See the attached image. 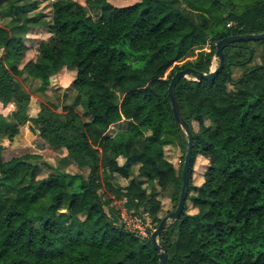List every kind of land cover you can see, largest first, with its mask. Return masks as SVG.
I'll return each instance as SVG.
<instances>
[{"label":"trees","instance_id":"1","mask_svg":"<svg viewBox=\"0 0 264 264\" xmlns=\"http://www.w3.org/2000/svg\"><path fill=\"white\" fill-rule=\"evenodd\" d=\"M23 1L0 0V15L10 10L13 17L0 25V103L16 105L8 118L0 117V134L15 145L20 128L31 123L49 148L64 149L66 159L89 173L65 172L40 155L5 161L0 145V264H159L151 237L127 228L113 201L128 214L148 215L157 229L161 202L143 181L129 179L139 165L147 182L173 187L178 204L183 166L178 172L166 159L165 138L179 146L185 161L188 135L174 119L170 82L188 67L209 73L220 40L264 33V0H142L126 7L97 0L96 20L74 1L56 0L51 22L19 23L20 11L30 6ZM43 27L50 37L25 62L27 36ZM252 44L261 48L254 65ZM206 46L210 51L195 63L174 67ZM224 54L225 67L213 82L183 79L176 88L194 138L187 201L199 213L188 214L186 203L181 219L162 233L167 264H264V40L229 45ZM234 68L243 69L237 80ZM66 71L74 73V106L79 101L84 114L42 103L31 117V94L17 78L26 73L45 91ZM122 121L128 129L109 137V128ZM200 156L209 167L195 187Z\"/></svg>","mask_w":264,"mask_h":264},{"label":"rangeland","instance_id":"2","mask_svg":"<svg viewBox=\"0 0 264 264\" xmlns=\"http://www.w3.org/2000/svg\"><path fill=\"white\" fill-rule=\"evenodd\" d=\"M56 0H25L20 3V5L29 4V9L27 12L20 11L22 13V17L19 20V23H23L26 18H35L38 23H46L51 22L52 20V5ZM80 7H83L86 11L88 17L92 20H96L100 16V9L97 4V0H72ZM142 0H110L111 3H113L117 7H126L133 5L135 3H138ZM76 6L75 10H80V7ZM1 11L3 9H0ZM12 12L10 10H4L3 13L0 15V25L5 26L9 23H11L13 17L11 16ZM19 18V17H17ZM16 35H23V30H16ZM50 37V35L47 33L46 28H39L38 30L31 31L30 34L27 36L26 44L31 47L25 62L35 59L36 54V48L42 41L47 40ZM252 47L256 50L257 56L253 63L258 64L260 63L259 56L261 55V48L257 45L252 44ZM211 49L210 46H206L201 49H196L191 55H189L187 58L183 59L181 62H178L175 64L174 67H182L185 64L195 63L200 56L201 52H209ZM129 61L133 63L136 67H142V62H134V59L132 56L129 57ZM219 64V60L214 57L212 67L210 70L215 69ZM251 65V66H253ZM171 71V70H170ZM170 71L167 73L166 77L169 76ZM241 71V70H240ZM234 73V69H233ZM193 77H189L188 80H193ZM17 80L22 85V88L27 89L28 92H30L32 95L40 92L41 84L38 81H35L32 78H24V76H19ZM74 80V73L71 71H66L60 75V79L57 78V82H55V79L52 80L50 88H48L49 93L45 95L46 101L41 102L40 100L38 102H34V107H36L39 111L41 109L42 103H54L58 107V111L62 112L64 107H71L75 111H77L80 114H84V109L81 103L77 101V107L74 106V103H76V93L72 90V83ZM56 85V86H53ZM54 101V102H53ZM32 106V109L30 108V115L31 111L34 108ZM206 124L210 126V122L207 121ZM129 126L128 122H125L123 126H121L119 129H127ZM195 130H198V125L194 124ZM112 130L109 135L113 136ZM148 133L147 135H149ZM37 136V135H36ZM169 145H167L164 148L166 159H170L173 163L177 171L179 172L181 170V165L183 166L184 160H183V153L179 146L173 141L170 136H166L165 138ZM24 140L27 141V146L30 148H36L39 150H45L42 147L38 146L39 143L44 144L45 142L41 140L38 136L37 137H31L27 136L26 139L20 135V140L17 144L14 145L13 152L11 153H5L4 160L9 161L14 157H19L26 154H31L30 150H23L24 147L23 142ZM171 143V144H170ZM54 158V156L50 155L47 159ZM167 159V160H168ZM58 168H62V166H56ZM209 167V162L205 160L203 157H198L197 161L195 163L194 167V173H193V185L195 187H200L204 183V174ZM139 165L135 166L133 169L132 174L130 175V180L135 179L139 182L143 181V188L146 190V192L155 197L157 200L161 202V211L159 213V217L161 219L165 218L170 213H173L177 207V203L172 201V194L174 192L173 187H167L165 189L159 187L157 183H151L147 182L145 178H141L138 173ZM50 170L43 167V174L47 175L49 174ZM70 173L76 174V171L72 168L69 169ZM129 179H125L123 176L119 175L116 178V181L121 186H127L129 183ZM195 191L191 192V195H194ZM110 195L109 193H105L106 198H108ZM113 206L118 210L121 217V222L125 224L127 228H129L132 231L137 232L139 235L143 237H151L152 233L155 231V225L152 223L151 219L146 214L142 215H132L128 214L126 210L123 207V203L117 202L116 200L113 201ZM187 213L190 215H194L199 213V210L197 208H194L191 201H187ZM171 222L170 224H172ZM160 242V239H159Z\"/></svg>","mask_w":264,"mask_h":264},{"label":"water","instance_id":"3","mask_svg":"<svg viewBox=\"0 0 264 264\" xmlns=\"http://www.w3.org/2000/svg\"><path fill=\"white\" fill-rule=\"evenodd\" d=\"M261 40H264V33L254 34V35L230 36L225 39H222L216 44L215 58L219 60V64L215 69L210 70L209 73H199L194 68L188 67L186 69L176 72L170 82L168 94L173 109V116L175 121L179 125H181L185 133L188 135V148L183 165V172H182L183 184H182L177 207L173 213H170L161 220V223L151 235V244L153 249L158 254L159 264H167V260H168L167 253L163 250L162 246L160 245L159 238L161 237L162 233L169 227V225H171L170 223L174 221H179L183 213L185 212V206L188 198V190L190 187V170L192 166V157L194 151L193 133L190 125L184 120L181 114L176 99V88L181 80L183 79L188 80L189 77H194L193 81L196 82H202V81L213 82L214 79L223 71L225 67L224 51L229 45H233L239 42H258Z\"/></svg>","mask_w":264,"mask_h":264},{"label":"crops","instance_id":"4","mask_svg":"<svg viewBox=\"0 0 264 264\" xmlns=\"http://www.w3.org/2000/svg\"><path fill=\"white\" fill-rule=\"evenodd\" d=\"M241 70V71H240ZM243 73V69L242 68H234V73H233V78L235 80L239 79L240 76L242 75ZM22 76H24V78L28 77V78H32L30 77L28 74L24 73ZM34 79V78H32ZM35 81H38L36 79H34ZM40 82V81H38ZM41 84V82H40ZM41 86V85H40ZM27 90V89H26ZM30 93V92H29ZM49 93L48 89L43 91L42 90V87L40 88V92L32 95L31 93V104H30V108L32 109V106L34 107V102H38L39 100L41 102H45L46 101V98H45V95H47ZM54 102V101H53ZM16 110V105L15 103H11L9 104L8 106H4L2 103H0V117H5V118H8L14 111ZM39 113V110L34 107L33 110L31 111V117H37ZM127 122V121H122L120 123H117V124H114L112 125L108 132H107V135L109 137H114L118 132L120 131H125L127 129H119L121 126L124 125V123ZM31 123H28L24 126H22L20 128V134L26 139V137L29 135L31 137H37L36 134H34L32 131H31ZM129 127V126H128ZM113 131V136L109 135V133ZM0 145H2L3 147L6 148L5 150V153H11L13 152V148H14V145H11L10 144V141L8 140L7 136L5 135H1L0 134ZM24 147L22 148L23 150H30L31 154L32 155H40L42 157V161L50 164L51 166L55 167L56 166H62V170L65 171V172H69V169L73 168L75 171H76V174H82L84 177H87L88 176V173H89V170L84 168V169H79L74 163L70 162L68 159H66V156H67V152L64 150V149H51L47 146L46 143L42 144V143H39L38 146L42 147L43 149L45 150H39V149H36V148H28L26 147L27 146V141L24 140L23 144ZM27 155V154H26ZM50 155L54 156V158H50V159H47ZM23 156V155H22ZM168 159V158H167ZM168 161H170L171 163H173L170 159H168ZM125 162V159L120 157L118 159V163L120 165H123ZM174 165V163H173ZM58 168V167H57ZM70 173V172H69ZM73 174V173H71ZM117 176L119 175H116L115 178H117Z\"/></svg>","mask_w":264,"mask_h":264},{"label":"built area","instance_id":"5","mask_svg":"<svg viewBox=\"0 0 264 264\" xmlns=\"http://www.w3.org/2000/svg\"><path fill=\"white\" fill-rule=\"evenodd\" d=\"M231 26V25H230Z\"/></svg>","mask_w":264,"mask_h":264}]
</instances>
